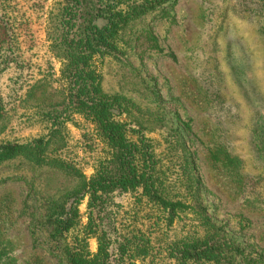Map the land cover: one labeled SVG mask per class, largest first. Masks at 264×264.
<instances>
[{"label":"rangeland","instance_id":"1","mask_svg":"<svg viewBox=\"0 0 264 264\" xmlns=\"http://www.w3.org/2000/svg\"><path fill=\"white\" fill-rule=\"evenodd\" d=\"M61 1L0 0V143L46 142V161L0 162V264H66L51 207L65 200L67 207L77 193L83 217L87 197L79 178L56 161L88 179L104 156L93 125L63 112L65 84L46 34ZM108 1L144 8L120 27L117 51L95 63L102 92L119 99L117 119L150 140L175 195L185 193V143L204 186L203 206L238 249L234 264H264V0ZM113 201L116 219L127 220L130 197ZM185 212L153 234L156 251L136 264H180L161 247L184 236L181 227L193 220ZM144 218L137 226L148 235ZM96 246L90 239L91 253Z\"/></svg>","mask_w":264,"mask_h":264},{"label":"trees","instance_id":"2","mask_svg":"<svg viewBox=\"0 0 264 264\" xmlns=\"http://www.w3.org/2000/svg\"><path fill=\"white\" fill-rule=\"evenodd\" d=\"M143 12V7L123 8L116 1L62 0L49 13L46 34L49 51L60 65L59 77L65 84L60 92L63 112H68L69 119L80 115L88 120L105 148L88 179L73 166L56 161L82 182L87 221L81 224L84 215L79 212L80 194L72 195L67 207V200L54 202L50 212L53 239L61 245L66 264H136L137 259L156 251L153 242L158 237L153 234L171 228L178 216L190 209L193 220L181 227L184 236L161 249L180 264H234L238 249L211 222L203 206L204 186L193 154L184 150L186 144L181 143L185 193L175 195L166 187L150 140L141 129L117 119L119 99L102 92L96 60L117 51L120 27ZM45 143L42 138L23 144L0 143V162L17 156L37 163L46 161L41 157ZM119 194H127L133 205L124 221L116 219L109 207H119L113 201ZM145 214L150 222L147 228H152L148 235L137 226ZM123 229L126 233L119 237ZM90 239L96 241L95 253L89 250Z\"/></svg>","mask_w":264,"mask_h":264}]
</instances>
